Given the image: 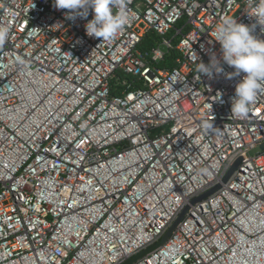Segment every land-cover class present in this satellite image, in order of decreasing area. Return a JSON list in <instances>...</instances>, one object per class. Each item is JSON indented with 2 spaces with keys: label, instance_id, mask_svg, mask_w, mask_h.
Wrapping results in <instances>:
<instances>
[{
  "label": "built area",
  "instance_id": "2783aa9c",
  "mask_svg": "<svg viewBox=\"0 0 264 264\" xmlns=\"http://www.w3.org/2000/svg\"><path fill=\"white\" fill-rule=\"evenodd\" d=\"M253 6L127 0L129 22L102 42L86 35L91 10L71 21L54 0H0V264H124L187 207L133 264H264V152L252 155L264 144V88L236 116L243 74L196 71L219 58L225 18L264 39ZM151 32L161 41L144 53ZM173 49L177 67H158ZM125 75L144 86L114 95Z\"/></svg>",
  "mask_w": 264,
  "mask_h": 264
},
{
  "label": "clouds",
  "instance_id": "9594fccd",
  "mask_svg": "<svg viewBox=\"0 0 264 264\" xmlns=\"http://www.w3.org/2000/svg\"><path fill=\"white\" fill-rule=\"evenodd\" d=\"M57 10H68L65 18L75 21L78 17L87 19L89 11L93 18L85 25L86 35L105 39L112 38L129 22L127 0H54ZM251 17H254L264 31V0H254ZM255 25L238 23L235 18L223 19L215 25L212 41L220 45L219 58L213 52L209 63L199 62L197 73L213 79L226 75L227 79L240 77L235 86V95L231 98V114L247 116L250 105L255 102L258 92L264 88V39H259L253 32ZM9 38L7 25H0V45ZM234 69L225 74L223 65Z\"/></svg>",
  "mask_w": 264,
  "mask_h": 264
},
{
  "label": "trees",
  "instance_id": "16d2710c",
  "mask_svg": "<svg viewBox=\"0 0 264 264\" xmlns=\"http://www.w3.org/2000/svg\"><path fill=\"white\" fill-rule=\"evenodd\" d=\"M175 44H178L179 42V36L173 37V34L170 36ZM161 37L157 33H149L143 42L140 45V49L144 53H150L152 49L157 47L160 44ZM179 52L175 49L169 51L166 54V57L163 61H161L159 64H157L158 67L161 68H167L169 70H173L177 67L176 59L179 57ZM123 78L128 82V86L123 87L122 84L118 83L117 81H113V94L118 95L120 94L123 89H126L128 91H132L137 88H142L144 86L143 82L138 80L136 77L132 75H125Z\"/></svg>",
  "mask_w": 264,
  "mask_h": 264
},
{
  "label": "water",
  "instance_id": "95a60500",
  "mask_svg": "<svg viewBox=\"0 0 264 264\" xmlns=\"http://www.w3.org/2000/svg\"><path fill=\"white\" fill-rule=\"evenodd\" d=\"M264 152V144L259 146L257 149H255L252 152V155L254 154H258V153H262ZM242 162V160H239L234 166L233 168L230 170V172L228 173V175L226 176V178L224 179L225 182H227L229 180V178L232 176V174L235 172V170L237 169V167L239 166V164ZM220 187L215 188L214 190L206 193L204 196H202L201 198L195 200L193 202V204L197 203V202H202L204 201L207 197H209L210 195H212L217 189H219ZM190 207H187L182 214L176 219V221L173 223V225L169 228V230L166 232V234L164 235V237L155 245L149 247L148 249H146L145 251H143L142 253L134 256L133 258L129 259L128 261H126L124 264H133L137 261H139L140 259H142L143 257H145L146 255H148L149 253L153 252L154 250H156L157 248L163 246L168 239L171 237V235L173 234V232L176 230V228L180 225V223L183 221V219L185 218V216L187 215V213L189 212Z\"/></svg>",
  "mask_w": 264,
  "mask_h": 264
}]
</instances>
